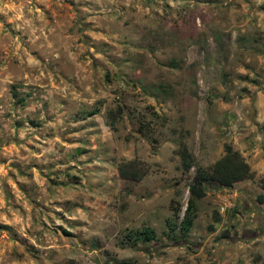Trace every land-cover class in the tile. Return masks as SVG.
I'll return each mask as SVG.
<instances>
[{
    "label": "rangeland",
    "instance_id": "obj_1",
    "mask_svg": "<svg viewBox=\"0 0 264 264\" xmlns=\"http://www.w3.org/2000/svg\"><path fill=\"white\" fill-rule=\"evenodd\" d=\"M263 178L264 0H0V264H264Z\"/></svg>",
    "mask_w": 264,
    "mask_h": 264
},
{
    "label": "trees",
    "instance_id": "obj_2",
    "mask_svg": "<svg viewBox=\"0 0 264 264\" xmlns=\"http://www.w3.org/2000/svg\"><path fill=\"white\" fill-rule=\"evenodd\" d=\"M115 117H112L114 122ZM180 161L185 168L189 170L192 159L191 156L182 150L180 152ZM119 178L128 185L139 183L149 172V168L137 160L122 161L117 166ZM250 168L241 155L234 151L231 146L225 145L224 155L217 160L211 167L210 171L196 169L190 185L188 186V201L186 204L183 219L181 221L185 230H188L196 218L195 202L203 199L206 196V190L210 186H220L223 188H231L234 184L250 179ZM261 185L264 188V178L261 180ZM129 191V190H128ZM259 203L264 202V198H258ZM145 241L153 240V233L150 230H145L141 233Z\"/></svg>",
    "mask_w": 264,
    "mask_h": 264
}]
</instances>
